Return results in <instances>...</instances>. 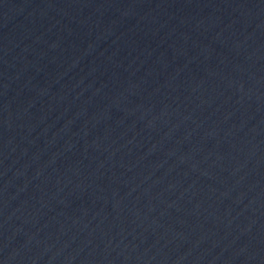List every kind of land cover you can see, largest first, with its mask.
Returning <instances> with one entry per match:
<instances>
[{"label": "water", "instance_id": "95a60500", "mask_svg": "<svg viewBox=\"0 0 264 264\" xmlns=\"http://www.w3.org/2000/svg\"><path fill=\"white\" fill-rule=\"evenodd\" d=\"M0 264H264V0H0Z\"/></svg>", "mask_w": 264, "mask_h": 264}]
</instances>
